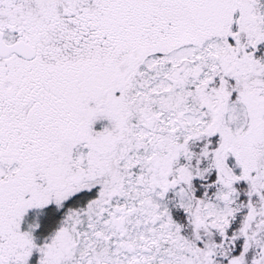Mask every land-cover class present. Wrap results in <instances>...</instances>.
Here are the masks:
<instances>
[{
  "label": "snow or ice",
  "instance_id": "6c2138e0",
  "mask_svg": "<svg viewBox=\"0 0 264 264\" xmlns=\"http://www.w3.org/2000/svg\"><path fill=\"white\" fill-rule=\"evenodd\" d=\"M0 264H264V0H0Z\"/></svg>",
  "mask_w": 264,
  "mask_h": 264
}]
</instances>
